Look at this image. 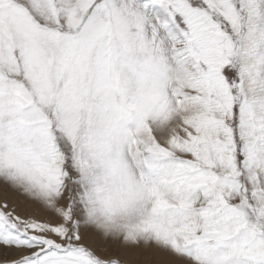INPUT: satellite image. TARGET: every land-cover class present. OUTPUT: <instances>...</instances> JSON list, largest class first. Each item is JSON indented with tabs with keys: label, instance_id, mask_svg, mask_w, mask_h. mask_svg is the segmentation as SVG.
Wrapping results in <instances>:
<instances>
[{
	"label": "snow or ice",
	"instance_id": "snow-or-ice-1",
	"mask_svg": "<svg viewBox=\"0 0 264 264\" xmlns=\"http://www.w3.org/2000/svg\"><path fill=\"white\" fill-rule=\"evenodd\" d=\"M0 264H264V0H0Z\"/></svg>",
	"mask_w": 264,
	"mask_h": 264
}]
</instances>
